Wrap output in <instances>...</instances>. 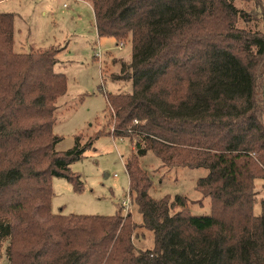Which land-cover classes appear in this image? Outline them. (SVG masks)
I'll return each mask as SVG.
<instances>
[{
	"label": "trees",
	"instance_id": "1",
	"mask_svg": "<svg viewBox=\"0 0 264 264\" xmlns=\"http://www.w3.org/2000/svg\"><path fill=\"white\" fill-rule=\"evenodd\" d=\"M89 1L98 35L132 45V93L107 94L108 134L135 144L130 189L155 245L136 252L138 225L122 210L52 213V179L79 190L70 165L93 142L55 150L52 105L67 77L50 50L14 55V16L0 13V92L20 78L14 96L0 94V240L8 239L9 264H264V201L262 214L253 212L264 181V28H238L251 14L237 0ZM240 1L255 4L264 27V0ZM149 152L169 168L207 170L197 190L209 215L194 216L186 197L150 195L153 180L141 169Z\"/></svg>",
	"mask_w": 264,
	"mask_h": 264
},
{
	"label": "rangeland",
	"instance_id": "2",
	"mask_svg": "<svg viewBox=\"0 0 264 264\" xmlns=\"http://www.w3.org/2000/svg\"><path fill=\"white\" fill-rule=\"evenodd\" d=\"M235 5L251 14L248 22H238L239 29L263 30L260 17H254L253 2L237 0ZM0 13L14 16V55L25 57L50 50L57 62L55 71L67 77V93L52 105L54 133L61 138L55 150L64 153L73 149L78 141L80 146L91 139L93 142L83 157L70 165L71 172L81 178L79 190L66 178L52 179V213L113 217L122 210L123 216L131 214L138 225L133 236L136 252L153 249L154 233L143 227L126 168L135 144L129 138L108 134L113 133L114 122L107 94L132 93V81L128 78L132 60L130 41L119 43L112 37H100L89 0H0ZM3 79L5 85L6 79ZM19 80L14 78L12 88L0 94L9 92L10 97L14 96ZM15 104L11 102L12 106ZM5 108L0 97V111ZM31 119L22 124L31 125L34 120ZM141 169L153 180L149 193L154 199L183 196L189 200L194 216L210 214L209 198L197 190V182L207 175V170L169 168L152 152L141 159ZM256 191L253 212L260 216L264 181L257 180ZM7 247L8 239L0 240V264H9Z\"/></svg>",
	"mask_w": 264,
	"mask_h": 264
},
{
	"label": "water",
	"instance_id": "3",
	"mask_svg": "<svg viewBox=\"0 0 264 264\" xmlns=\"http://www.w3.org/2000/svg\"><path fill=\"white\" fill-rule=\"evenodd\" d=\"M263 100H264V90H263Z\"/></svg>",
	"mask_w": 264,
	"mask_h": 264
}]
</instances>
